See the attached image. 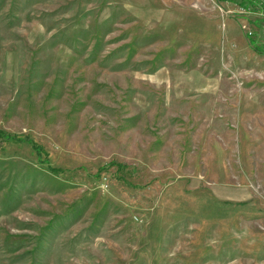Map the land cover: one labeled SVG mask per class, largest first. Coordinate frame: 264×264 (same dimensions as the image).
<instances>
[{"label": "rangeland", "instance_id": "1", "mask_svg": "<svg viewBox=\"0 0 264 264\" xmlns=\"http://www.w3.org/2000/svg\"><path fill=\"white\" fill-rule=\"evenodd\" d=\"M216 4L0 0V264H264V43Z\"/></svg>", "mask_w": 264, "mask_h": 264}, {"label": "crops", "instance_id": "2", "mask_svg": "<svg viewBox=\"0 0 264 264\" xmlns=\"http://www.w3.org/2000/svg\"><path fill=\"white\" fill-rule=\"evenodd\" d=\"M218 1L223 2L224 0ZM253 26L255 37L259 42L264 43V37L261 36L259 24L254 23ZM233 100L235 101L233 104L237 105V108L234 110L237 113L238 128L240 130L253 131V134H250L252 137L250 142L255 146L248 150L246 159L256 162V167L259 171L255 173L254 177L259 179L258 183L264 185V97H238L233 98ZM259 105L261 107H258ZM242 143H240V151Z\"/></svg>", "mask_w": 264, "mask_h": 264}, {"label": "built area", "instance_id": "3", "mask_svg": "<svg viewBox=\"0 0 264 264\" xmlns=\"http://www.w3.org/2000/svg\"><path fill=\"white\" fill-rule=\"evenodd\" d=\"M233 1L234 0H224L216 5L221 10L222 6L226 8L231 4L234 5V11H229V13H236L237 16H242L243 19L240 24L241 29L250 37H254L255 32L253 24L258 23L261 36L264 37V0H238V4H233Z\"/></svg>", "mask_w": 264, "mask_h": 264}, {"label": "trees", "instance_id": "4", "mask_svg": "<svg viewBox=\"0 0 264 264\" xmlns=\"http://www.w3.org/2000/svg\"><path fill=\"white\" fill-rule=\"evenodd\" d=\"M11 138H9V137H5V140H10Z\"/></svg>", "mask_w": 264, "mask_h": 264}]
</instances>
